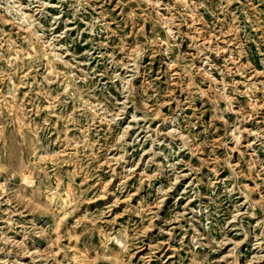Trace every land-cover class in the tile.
Instances as JSON below:
<instances>
[{"label": "rangeland", "instance_id": "374dc122", "mask_svg": "<svg viewBox=\"0 0 264 264\" xmlns=\"http://www.w3.org/2000/svg\"><path fill=\"white\" fill-rule=\"evenodd\" d=\"M0 264H264V0H0Z\"/></svg>", "mask_w": 264, "mask_h": 264}]
</instances>
